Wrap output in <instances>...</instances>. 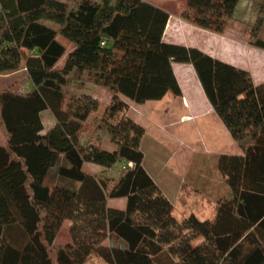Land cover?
<instances>
[{
	"label": "trees",
	"instance_id": "16d2710c",
	"mask_svg": "<svg viewBox=\"0 0 264 264\" xmlns=\"http://www.w3.org/2000/svg\"><path fill=\"white\" fill-rule=\"evenodd\" d=\"M259 1L245 39L264 51ZM241 2L187 0L181 19L225 35ZM169 19L145 0H0V76L25 70L33 84L28 93L25 81L0 88V264H87L92 256L106 264H264V83L165 43ZM173 64L193 66L243 152L218 157L228 189L212 220L174 217L143 166L147 130L125 114L127 101L182 96ZM88 85L113 94L98 121L101 104L84 92ZM44 111L56 120L46 134ZM119 134L117 150H105ZM119 163L115 181L84 170ZM118 199H127L125 211L109 206ZM66 222L71 243L57 245Z\"/></svg>",
	"mask_w": 264,
	"mask_h": 264
},
{
	"label": "crops",
	"instance_id": "0c3cea01",
	"mask_svg": "<svg viewBox=\"0 0 264 264\" xmlns=\"http://www.w3.org/2000/svg\"><path fill=\"white\" fill-rule=\"evenodd\" d=\"M145 1L167 11L170 15V19L163 39L165 43L180 45L187 48L199 49L204 53L208 54L209 56L213 57L214 59L252 72L249 68L244 66V64H247L248 62L247 57L253 54V47H249L243 35L241 33H236L234 31V28L230 29L227 34L220 35L209 32L207 30H203L199 27L194 26L191 23L183 21L181 19V14L186 7L187 0L185 3H183L184 5L181 6L182 8L173 12L165 8V0ZM250 4V0H242L241 4L237 8L235 21H239L241 23L247 21L248 12L246 9H243V6H246L245 8H248ZM241 13L244 15V18L239 20L240 15H242ZM173 68L182 90V96L176 97V100H179V103L176 102L174 105L171 106V108L173 112V107H176L178 104H181L183 114L180 121H172L167 126H158L154 124L155 127L152 131L158 134L157 142L156 144H154V146H157V149H161L162 145H164L165 148H167V150L169 149V151L173 154L172 160L167 166L168 168L165 167L164 162L158 161L162 166V172L165 173L166 171L170 173V175L168 176L169 178H156V169H151L147 166V156L145 153V149L143 148L147 137L151 134V130L147 131V134L144 137L141 145V150L144 153V168L175 207L174 200L176 199V197L179 196V189L181 188V185L173 181L172 178L177 179L181 177L182 179H186L190 168L189 162L187 161V159L189 158L188 156H190V154H188V152H184L185 150H191L190 153L192 154V157L194 155H197L201 151L202 152L200 153V156L203 157L214 156V154H217L219 156H241L243 155V152L237 147L236 142L234 141L230 132L223 124L222 120L218 117L214 108L209 103L193 66L190 64H173ZM186 80H190L191 82H193V84L187 85L188 83H186ZM253 80L255 85L257 86L263 84L264 71L259 72L258 77L254 76L253 74ZM32 89L33 84L31 83V81H28L26 87L23 88L22 91L23 93H28ZM169 96L174 95L171 93L167 95L165 99ZM165 99H163L162 101H164ZM157 104L158 103H153L152 106H157ZM169 111H167L168 114ZM42 120L45 127V131L43 132V134H46L50 129L55 126L56 120L50 111H44L42 113ZM144 122L146 123L147 120H145ZM199 125H203L202 130L200 132L201 135L199 137L193 135L192 130H188L187 132L184 131L185 128L194 129V127ZM160 134H162L163 137L160 136ZM123 139V136L119 134L114 139L107 140L103 145V148L110 152L116 151L118 145L123 142ZM4 145L5 140L2 132L0 131V146ZM178 163L180 164V166H178ZM88 166L91 168L90 170H87ZM84 170L86 173L89 174H100L106 169L94 164H86L84 166ZM200 172L202 171H199V173ZM192 179L194 181L196 179L197 182L200 184V174H197V176ZM186 185L190 186L192 184L190 182L188 184L187 182H185L184 186ZM194 188L198 187L194 186ZM215 205L216 207L213 209L212 212L210 211L209 215L205 216L206 218L204 220L214 219L217 210V202L215 203ZM109 206L114 209L125 211L127 209V199L110 200ZM191 214H195L194 210L191 212ZM173 215L179 222L184 221L187 217V214L185 213L178 215L175 209ZM195 215L199 217L198 214ZM202 242L203 239H199L196 244H200Z\"/></svg>",
	"mask_w": 264,
	"mask_h": 264
},
{
	"label": "rangeland",
	"instance_id": "374dc122",
	"mask_svg": "<svg viewBox=\"0 0 264 264\" xmlns=\"http://www.w3.org/2000/svg\"><path fill=\"white\" fill-rule=\"evenodd\" d=\"M166 5L165 8L170 11H177L181 6H183L186 2V0H165ZM251 1V8L250 5L248 8H245L243 6V9H246L248 12V19L246 22L241 23L234 21L233 27L234 31L238 34H242L244 39L245 36H248L250 34V29H248V26H252L256 23L257 16H258V10H259V0H250ZM242 14V13H241ZM250 17V18H249ZM244 15H240V19H243ZM246 34V35H245ZM264 37V35H263ZM246 41V39H245ZM247 43V41H246ZM248 44V43H247ZM250 47V45L248 44ZM263 53V54H262ZM247 64H244L247 68H249L254 76L258 77L259 72L264 71V51L254 48L253 47V54L251 56L247 57ZM63 64V62L61 63ZM28 82V75L25 70H21L20 72L16 74H9V75H2L0 76V88L6 89L11 86H14V84H20L23 82ZM187 85H192L193 82L190 80H186ZM84 92L94 96L97 98L101 104V110L99 111V114L94 119L95 121H98L100 116L103 115V113L106 110V107L110 105L113 99V94L100 87H96L93 85H88L85 87ZM171 98V99H170ZM177 98L175 96H169L162 102H148L144 105H137L130 101H127L128 103V110L125 113L129 118L133 119L138 124L142 125L146 128V130L150 131V136L147 137V140L144 144L145 153L147 156V166L149 168L156 169L155 177L161 178V177H168L170 175L169 172H162V166L160 165V162H164V165L166 168L169 165V163L172 160L173 154L172 152L167 150L164 145H162V150L157 149V146H154L157 142V136L158 134L156 132H152L154 130V127L156 125L158 126H167L172 121H180L183 109L181 104H178L176 107H173V112L171 106L174 105L176 102L179 103V100H176ZM153 103H158L157 106H152ZM171 112H170V111ZM169 111V114L167 113ZM147 120L145 123L144 121ZM153 123V124H152ZM96 124V123H95ZM203 125H199L192 128H185V132L188 130H192V134L199 137L201 135ZM200 128V129H199ZM183 131V132H184ZM172 134V133H171ZM160 136L163 137L162 134ZM110 139H106L103 143ZM109 146V145H107ZM238 147V146H237ZM191 151V150H190ZM190 151L185 150L184 152H188L190 156L187 159L189 162L190 168L189 173L186 176V179H182L181 177L177 179H173V181L179 183L181 185V188L179 189V196L176 197L174 200L175 203V211L178 215L180 214H187L186 216L190 215L191 212L194 210L195 214H198L199 218L201 220H204L209 215L210 211L212 212L213 209L216 207L215 203L219 200V198L224 195L227 192V184L224 179V177L221 175V173L218 171L217 168V161L219 155L214 154V156H207L203 157L200 156V153L197 155L191 156L192 154ZM169 153V155H168ZM203 157V158H202ZM178 166L180 164L178 163ZM91 168L88 166L87 170H90ZM123 169V164L119 163L116 166L112 168V170H104V172L100 173L105 178H108L112 181H115L119 174L121 173ZM199 171H202L199 173ZM197 174H200L199 182L195 179V181L192 179L197 176ZM169 178V177H168ZM193 180V181H192ZM187 182V184L190 182L192 185L184 186V183ZM194 186H197L198 188H194ZM197 213H196V211ZM135 220L137 222H142L138 217H135ZM140 220V221H139ZM70 223L66 222L59 233L57 237L56 244L57 245H66L71 242V236H70ZM107 245L110 244V242L106 243ZM87 264H106L103 260L96 256H92Z\"/></svg>",
	"mask_w": 264,
	"mask_h": 264
}]
</instances>
